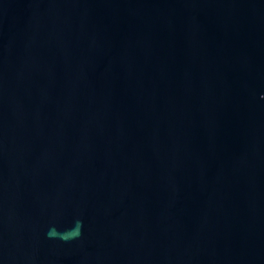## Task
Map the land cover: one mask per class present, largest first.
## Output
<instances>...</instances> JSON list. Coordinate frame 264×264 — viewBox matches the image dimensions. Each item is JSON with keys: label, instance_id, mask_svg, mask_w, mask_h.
Masks as SVG:
<instances>
[{"label": "water", "instance_id": "water-1", "mask_svg": "<svg viewBox=\"0 0 264 264\" xmlns=\"http://www.w3.org/2000/svg\"><path fill=\"white\" fill-rule=\"evenodd\" d=\"M0 264H264V0H0Z\"/></svg>", "mask_w": 264, "mask_h": 264}]
</instances>
